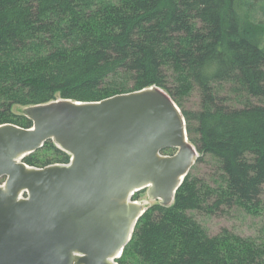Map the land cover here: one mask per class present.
Here are the masks:
<instances>
[{"label":"trees","instance_id":"16d2710c","mask_svg":"<svg viewBox=\"0 0 264 264\" xmlns=\"http://www.w3.org/2000/svg\"><path fill=\"white\" fill-rule=\"evenodd\" d=\"M150 87L181 110L198 156L172 203L145 209L117 264H264V224L209 235L196 219L262 213L264 0H0V125L31 127L14 107ZM22 161L69 156L46 141Z\"/></svg>","mask_w":264,"mask_h":264},{"label":"water","instance_id":"95a60500","mask_svg":"<svg viewBox=\"0 0 264 264\" xmlns=\"http://www.w3.org/2000/svg\"><path fill=\"white\" fill-rule=\"evenodd\" d=\"M23 114L30 128L0 125V264H117L145 211L132 196L170 205L198 156L158 87ZM46 141L69 162L26 165Z\"/></svg>","mask_w":264,"mask_h":264},{"label":"rangeland","instance_id":"374dc122","mask_svg":"<svg viewBox=\"0 0 264 264\" xmlns=\"http://www.w3.org/2000/svg\"><path fill=\"white\" fill-rule=\"evenodd\" d=\"M195 98H191L187 103L186 107L193 108ZM25 108L14 107L13 112L15 114L24 115L23 110ZM174 153V152H173ZM195 165V164H194ZM197 173L199 176H205L207 169L198 165ZM143 204V208H148L158 201H151L147 198L146 192L144 191L139 195L138 199L135 200ZM262 201V213L258 217H251L243 212L237 211L235 209H224L220 213H215L210 216L196 215V219L201 223V225L207 230L209 235H216L221 230L226 229L242 237L254 236L256 235V230L264 224V187L261 195Z\"/></svg>","mask_w":264,"mask_h":264},{"label":"flooded vegetation","instance_id":"af4514ba","mask_svg":"<svg viewBox=\"0 0 264 264\" xmlns=\"http://www.w3.org/2000/svg\"><path fill=\"white\" fill-rule=\"evenodd\" d=\"M70 158V157H69ZM69 162V161H68ZM56 164H60V163H56Z\"/></svg>","mask_w":264,"mask_h":264}]
</instances>
